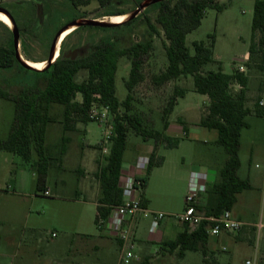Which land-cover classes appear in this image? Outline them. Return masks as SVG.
Listing matches in <instances>:
<instances>
[{
    "label": "rangeland",
    "instance_id": "374dc122",
    "mask_svg": "<svg viewBox=\"0 0 264 264\" xmlns=\"http://www.w3.org/2000/svg\"><path fill=\"white\" fill-rule=\"evenodd\" d=\"M218 1L226 6L225 9L222 12L208 9L201 26L187 36L186 44L194 52V42L203 41L211 46L214 41L211 36H215V61L204 66V72L222 70L231 74L238 70V65L246 66L245 74L249 78L248 85L251 89L247 105L252 114L246 118L249 128L243 129L241 135L240 175L247 177L254 174L255 179L252 182L253 188L240 195L235 207V213L253 227H246L239 234L240 237L231 239V244L219 245L209 257L218 264H264V116L255 114L257 102L264 95V61L260 54L251 57L249 53L255 0ZM141 3L142 0H117L101 6L98 0H89V4L75 7L69 0H0V8L11 11L16 19L21 55L24 57L21 46L23 42L31 61L47 62L53 36L67 24L79 19L108 21L110 17H114L110 14L134 12ZM157 14V10L153 8L145 10L135 17V22L117 29L77 27L62 42L60 54L81 55L109 38L115 40L120 48L150 39L146 18L160 29L156 23ZM56 15L60 16L59 20ZM6 25L0 22V45L12 38L13 27ZM259 38L260 33L257 34L256 41ZM164 40L161 31L160 36L153 37L152 48L143 57L145 80L132 92L131 113L138 116L146 128L162 131L163 110L174 89L178 87L186 91L185 96L178 99L170 121L174 126L180 124V120L188 125L189 138H185L180 149L178 146L167 148L166 145H161L160 156L164 160L166 156L167 161L156 171L147 193L153 199L155 208L168 213V216H176L183 210L186 185L184 178L188 170L194 166V170L207 171L211 177L217 178L218 169L223 166L228 155L222 146L216 144L217 131L197 125L202 116L207 114L209 101L204 95L194 91L192 76H181L160 87L154 85L152 78L164 72L168 66ZM245 55H248V60ZM130 70L131 60L122 57L116 74L117 97L120 101H124L129 93L126 81ZM86 77L87 72L82 71L78 74L77 81L81 82ZM0 80L25 86L32 85L35 78L15 67L1 69ZM75 102H82L80 94ZM64 110L62 105H54L51 110L56 122L48 126L46 147L51 165L44 186L39 184V175L31 164L20 156L0 150V248L6 247L1 248V251L14 252L23 227L30 232L34 230L35 236L45 244L55 239H74L76 247L82 241L92 247L101 235L102 230L95 222L97 211L93 197L96 194L101 196L100 180L96 172L105 166L110 152V143L107 151L99 144L104 139L105 126L93 121L83 122L81 116L76 114L70 129L65 130ZM120 112L124 114L125 108L121 107ZM14 114V103L0 99V142L8 137ZM151 143L155 145L154 140L145 141L133 128H129L125 161H131ZM63 146L66 154L62 159ZM76 156H80L86 166L82 162L78 163ZM33 159H36L35 153ZM256 164L260 165L259 169L255 168ZM14 178H18L17 190H14ZM47 189L51 196L44 195ZM53 232L58 236L53 237ZM24 249L30 252L32 247L25 245ZM33 255L28 253L24 261L18 256L16 260L8 259L0 264H32L35 260ZM203 260L201 251L188 252L184 259L176 251L163 262L204 264Z\"/></svg>",
    "mask_w": 264,
    "mask_h": 264
},
{
    "label": "trees",
    "instance_id": "16d2710c",
    "mask_svg": "<svg viewBox=\"0 0 264 264\" xmlns=\"http://www.w3.org/2000/svg\"><path fill=\"white\" fill-rule=\"evenodd\" d=\"M73 6L89 4V0H69ZM101 6H106L117 0H98ZM145 0H142V2ZM225 5L218 0H163L150 5L149 9L157 10L156 23L160 29L151 23L147 17L150 39L132 43L120 48L113 39H105L95 45L90 52L81 53L78 57L60 54L58 59L43 71L26 69L18 60L14 45V34L6 44L0 45V70L17 68L20 72L30 73L35 80L32 85H22L9 80H0V99L14 103V119L8 137L0 142V150L18 155L37 171L39 184L44 186L49 169L50 158L47 153L46 141L48 126L55 123L51 110L54 105L64 106V129L68 130L73 122L74 115H80L83 122H91L87 113L95 95L101 96V102L110 107L115 116L116 134L111 139L110 152L106 157L105 166L98 170L101 185V197L97 203V216L101 214L107 218L112 209L122 203V170L123 157L128 145L129 128H133L143 140H154L155 149L150 155V164L143 180L145 187L150 175L156 167L164 163L162 156H157L161 145L167 148L178 146L180 140L166 134L170 126V116L173 113L178 99L185 96L186 91L176 87L163 110V130L146 128L142 120L131 113L134 88L145 80L142 65L143 57L147 55L153 45V37L164 34V48L168 66L159 75L152 78L154 85L164 84L176 80L184 75H190L194 80V91L209 98L207 114L202 117L200 125L210 130H216L218 138L216 144L222 146L228 155L222 167L218 169V178L209 184L207 201L200 209L207 216H220L223 212L232 211L238 202V195L251 190L252 184L248 179L239 176L241 167L240 149L243 129L249 128L246 118L252 114L248 107L247 88L249 78L245 73L235 71L231 74L222 70L204 72V66L213 63L214 43L206 45L203 41L193 43L194 52L187 46V36L198 29L208 9H217L222 12ZM126 14L118 12L110 14L116 16ZM56 17L60 18L59 15ZM135 18L112 29L129 25ZM100 28V27H98ZM110 29V28H104ZM260 38L256 41L257 34ZM250 55L260 54L264 61V0H255L252 20V38ZM24 58L30 60L21 43ZM122 57L131 60V70L126 88L128 95L124 101L117 97L116 74L119 61ZM263 67V66H262ZM87 72L85 80L77 81L80 72ZM239 83L243 89L235 92L232 85ZM82 96V102H75L77 95ZM258 105V104H257ZM126 112L121 114L120 108ZM256 116L263 117L264 109L259 105ZM186 129V127H185ZM63 141L64 138H63ZM63 146V151L65 150ZM36 159H33V155ZM144 201V198H143ZM204 223L198 230L190 231L188 226L180 233L176 240L166 242L163 248L170 253L178 251L181 258L187 252L201 251L204 264H218L212 262L208 254L210 235Z\"/></svg>",
    "mask_w": 264,
    "mask_h": 264
},
{
    "label": "crops",
    "instance_id": "0c3cea01",
    "mask_svg": "<svg viewBox=\"0 0 264 264\" xmlns=\"http://www.w3.org/2000/svg\"><path fill=\"white\" fill-rule=\"evenodd\" d=\"M247 90H248L247 96L249 98V94H251L250 85H248ZM205 97L209 101V98L207 96ZM204 116L205 115H203L202 117ZM201 119L197 123L199 127H202L200 125ZM180 122H181L180 124H177V126H174L172 125L170 121V126L168 130L166 131V134L168 136L180 140L178 144V149H180V147L182 146V143L185 141V138H189V134H190L188 125L186 126L185 123H183V121L181 120ZM202 128H205V127H202ZM211 131H216V130H211ZM217 138H218V133H217ZM161 147L163 146L159 147L157 156H160ZM154 149H155L154 143L146 145L145 148L141 152H139L135 156V158H133L129 162L125 161V154H124L122 178L128 175L137 176V177L145 176L146 173L140 172L135 167V164L140 156L150 157ZM9 154H12V153H9ZM65 154L66 152L65 153L63 152L62 159L64 158ZM12 155H15V154H12ZM15 156H18V155H15ZM76 159L78 160V163L82 162V165L86 166L85 161H82L80 159V156L79 157L76 156ZM166 161H167V157L165 156L164 164ZM256 165H259V164H256ZM162 167L163 166L158 167V168L156 167L155 169H153L150 175V178L148 180V183L145 187V192L143 196L144 198L143 204L145 207H147L150 210L165 213L164 211H161L158 208H155L156 206L153 202V199L147 194L148 190L150 189V182L153 181L156 171ZM194 168H195L194 166L191 167L188 170L186 177L184 178V181H186V185H185V192L183 195L184 204H183L182 212L185 209V196L187 194L190 173L194 170ZM241 168H242V164H241L240 169ZM255 168L259 169L260 167L258 168L255 167ZM204 172L208 174L207 171H204ZM97 174H98V171L96 172V176L98 177ZM239 176L243 179H248L251 184L253 180L255 179L254 174H249L247 177H245L246 175H244V177H242L240 175V170H239ZM217 178H215V176L211 177L208 174V179H207L208 185L215 182ZM85 179H88V178L85 177ZM14 183H15L14 190H17L18 178H14ZM241 194L238 195V201H239ZM100 197H101L100 194H96V196L93 197L95 199L96 211H97V203ZM86 200H87V197H86ZM206 201H207V194H204L199 198L200 205H205ZM235 207L232 210L234 216L240 221H242L245 224V226L242 228V230L238 234L221 233L218 236H210L208 246H207L208 254L211 255L212 253H214L216 249L218 248V246L221 244H225V245L231 244L232 243L231 239H233L234 237H240L239 234H241V232L244 231L246 227H249V226L253 227L251 223L244 221L241 218V216L235 213ZM165 214H168V213H165ZM177 214H180V213H177ZM150 224H151L150 221H147L144 219L140 220L138 224V227L136 230V241H137V246H138L137 252L142 258V261L144 264H166V262H163V261H165L168 258V256L171 255V253L167 249L165 250L162 247L163 244L166 242H171V241L176 240L177 236L185 230L186 225L178 222L177 220L173 218H165L161 221L160 226L157 229V231L154 233H151ZM33 231L34 230H31L30 232L26 227H23L21 229L20 231L21 239L18 241V243L15 241L16 248L14 252L9 253V251H5V250L1 251V248L6 249V247H1L0 248V262L4 263V261H8V259L16 260L18 256H20L21 261H24V257H26L28 253H32L34 254L33 256L35 258L32 264H120L119 242L109 233L107 229H102V232H100L101 235L97 237V241L92 247H90L88 244H86L83 241L77 244L78 247H76L74 239H61V240L55 239V240H50L48 241L47 244H45L44 242H41V239L35 236V233ZM8 243L9 241L7 242V244ZM25 245H29L32 247L30 252H26V250L24 249ZM187 253H185L184 258L187 257Z\"/></svg>",
    "mask_w": 264,
    "mask_h": 264
},
{
    "label": "built area",
    "instance_id": "2783aa9c",
    "mask_svg": "<svg viewBox=\"0 0 264 264\" xmlns=\"http://www.w3.org/2000/svg\"><path fill=\"white\" fill-rule=\"evenodd\" d=\"M248 60V55L245 56ZM237 71L246 72V66L238 65ZM232 89L238 92L243 89L239 83L232 85ZM87 116L100 125L105 126L104 139L99 143L104 151L108 150L107 145L116 134L115 116L111 113L110 107L102 103L101 96L95 95ZM257 104L264 109V95ZM150 164L149 156H140L135 167L140 172H145ZM260 167V165H256ZM143 177L128 175L122 179L123 200L122 203L112 209L111 214L104 218L98 215L97 226L99 229H107L109 233L119 242L120 264H143L142 258L137 252L136 230L140 220H150V232L154 233L160 223L166 217H172L178 222L189 227L190 231L198 230L204 223L210 236H218L221 233L238 234L245 224L237 219L232 211H225L220 216H207L200 209L199 198L208 191V174L204 171L193 170L190 173L187 194L185 196V209L181 214L168 216L163 212L148 209L143 204L145 182ZM45 196H51L50 190L44 191ZM53 237L58 235L53 232ZM250 264V262H247Z\"/></svg>",
    "mask_w": 264,
    "mask_h": 264
},
{
    "label": "water",
    "instance_id": "95a60500",
    "mask_svg": "<svg viewBox=\"0 0 264 264\" xmlns=\"http://www.w3.org/2000/svg\"><path fill=\"white\" fill-rule=\"evenodd\" d=\"M160 1L163 0H150V1H143L140 6L136 9V11L131 12L133 13L131 19H134L135 17H137L140 13H142L143 11H145L150 5L152 4H156ZM0 13H4L7 16H9V18L11 19V21L13 22V34H14V45H15V49L17 52V58L20 61V63L28 70H33V71H39L34 69L33 67L29 66V64H27V62H25V59L22 58L21 56V52H20V36H19V32L17 29V25L16 22L14 20V18L11 16V14L7 11V10H3L0 8ZM119 16V15H116ZM129 20L122 22V23H111V22H105V21H98V20H75L72 23H69L67 26H65L64 28H62L55 36L54 41L52 43L51 46V50H50V57L48 58L47 61V67H49L51 64H53L55 61H53V55H54V51L58 42L59 37L61 36V34L67 30L69 27L71 26H76V27H82V26H94V27H101V28H112V27H116L119 26L121 24H124L126 22H128ZM46 67V68H47ZM43 71V70H42Z\"/></svg>",
    "mask_w": 264,
    "mask_h": 264
},
{
    "label": "bare ground",
    "instance_id": "6f19581e",
    "mask_svg": "<svg viewBox=\"0 0 264 264\" xmlns=\"http://www.w3.org/2000/svg\"><path fill=\"white\" fill-rule=\"evenodd\" d=\"M132 16V13H126V14H122V15H119V16H114V17H110L108 21H105V22H111V23H122V22H125L127 20H129V18ZM0 21L4 22L5 24H7V26L9 28H12L13 27V22L11 21V19L9 18V16H7L6 14L4 13H0ZM77 27L74 25V26H71L69 27L67 30H65L61 36L59 37L58 39V42H57V45H56V48H55V51H54V55H53V61L57 60V58H55V55H56V52H57V49L59 48V45L63 39V36L67 33H70L71 31L75 30ZM22 56V55H21ZM23 59H25L23 56H22ZM25 62H27V64H29V66L33 67L34 69L36 70H43L47 67V62L44 61L43 63H31L30 61L26 60L25 59Z\"/></svg>",
    "mask_w": 264,
    "mask_h": 264
},
{
    "label": "flooded vegetation",
    "instance_id": "af4514ba",
    "mask_svg": "<svg viewBox=\"0 0 264 264\" xmlns=\"http://www.w3.org/2000/svg\"><path fill=\"white\" fill-rule=\"evenodd\" d=\"M8 11V10H7ZM10 14H11V16L14 18V20H15V22H16V19H15V17H14V15L11 13V11H8ZM75 21V20H74ZM1 22V21H0ZM3 24H5L4 22H2ZM72 23V22H71ZM6 25V24H5ZM17 25V24H16ZM68 25V24H67ZM66 25V26H67ZM7 26V25H6ZM65 27V26H64ZM63 27V28H64ZM80 28V27H79ZM62 29V28H61ZM60 29V30H61ZM59 30V31H60ZM58 31V32H59ZM74 31V30H73ZM73 31H71L70 33H67V34H65L64 36H63V39H62V41H61V43H60V45H59V48L57 49V52H56V55H55V58H57L58 59V57L60 56V48H61V44H62V42L64 41V39L69 35V34H71ZM57 32V33H58ZM56 33V34H57ZM56 34L53 36V38H52V40H51V43H50V46H49V52H48V58L50 57V50H51V46H52V43H53V41H54V38H55V36H56ZM69 56H72V57H78L79 55H75V53L74 54H69ZM28 61H30L31 63H43V62H36V61H31V60H28Z\"/></svg>",
    "mask_w": 264,
    "mask_h": 264
}]
</instances>
